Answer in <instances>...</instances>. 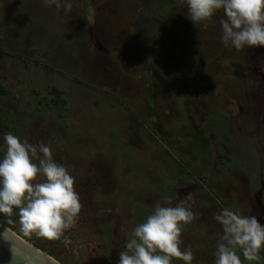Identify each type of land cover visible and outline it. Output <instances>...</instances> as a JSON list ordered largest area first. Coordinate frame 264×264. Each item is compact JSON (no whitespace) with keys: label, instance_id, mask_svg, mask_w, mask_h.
<instances>
[{"label":"rangeland","instance_id":"374dc122","mask_svg":"<svg viewBox=\"0 0 264 264\" xmlns=\"http://www.w3.org/2000/svg\"><path fill=\"white\" fill-rule=\"evenodd\" d=\"M69 2L0 0V159L5 133L50 143L82 210L67 244L17 209L0 224L58 264H118L167 196L195 214L192 264H214L221 208L264 225V47H225L223 12L194 25L185 0Z\"/></svg>","mask_w":264,"mask_h":264},{"label":"clouds","instance_id":"9594fccd","mask_svg":"<svg viewBox=\"0 0 264 264\" xmlns=\"http://www.w3.org/2000/svg\"><path fill=\"white\" fill-rule=\"evenodd\" d=\"M187 16L194 25L214 22L220 11L222 42L237 51L264 47V0H185ZM57 10L60 0H42ZM72 3L64 0L66 13ZM6 153L0 159V213L12 216L18 210L21 229L49 240L69 243L65 233L79 217L82 204L75 179L69 170L55 162L51 144H32L12 133L4 134ZM157 202L145 222L127 235L125 250L119 252L118 264H172L181 260L192 264L191 248H182L184 226L195 214L182 200L175 206L169 197ZM189 193L186 200L191 201ZM221 226L214 264H254L264 261V225L255 215H243L224 207L214 215ZM109 253L107 256H110ZM241 254L243 260L241 259Z\"/></svg>","mask_w":264,"mask_h":264},{"label":"water","instance_id":"95a60500","mask_svg":"<svg viewBox=\"0 0 264 264\" xmlns=\"http://www.w3.org/2000/svg\"><path fill=\"white\" fill-rule=\"evenodd\" d=\"M0 264H58L41 251L29 246L25 241L0 224ZM6 236V237H5Z\"/></svg>","mask_w":264,"mask_h":264},{"label":"trees","instance_id":"16d2710c","mask_svg":"<svg viewBox=\"0 0 264 264\" xmlns=\"http://www.w3.org/2000/svg\"><path fill=\"white\" fill-rule=\"evenodd\" d=\"M52 94L54 95V97H59L60 92L57 91L56 89H53V90H52ZM7 217H8V215H6V214H4L3 216L0 215V223H1L2 225L5 224V222H6V218H7Z\"/></svg>","mask_w":264,"mask_h":264},{"label":"bare ground","instance_id":"6f19581e","mask_svg":"<svg viewBox=\"0 0 264 264\" xmlns=\"http://www.w3.org/2000/svg\"><path fill=\"white\" fill-rule=\"evenodd\" d=\"M0 234H2V233H0ZM35 261L39 262L40 264H46L42 259H40V261L39 260H35Z\"/></svg>","mask_w":264,"mask_h":264}]
</instances>
